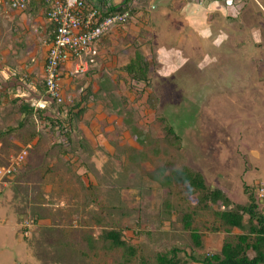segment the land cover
Segmentation results:
<instances>
[{"label": "rangeland", "instance_id": "rangeland-1", "mask_svg": "<svg viewBox=\"0 0 264 264\" xmlns=\"http://www.w3.org/2000/svg\"><path fill=\"white\" fill-rule=\"evenodd\" d=\"M206 13L200 31L206 38L195 33V19L180 16L183 23L177 26L173 23L180 19L172 22L170 10L164 19L157 17L163 32L155 28L151 33L154 45L167 51L188 46L182 52L187 57H163L164 52L148 45L136 49L150 63V85H135L120 70L134 57L138 46L132 43L130 58L117 67L116 84L100 88L120 107L108 109L107 104L102 113L69 119L68 103L50 101L43 114L48 119L30 115L17 130L11 113L0 123V169L29 145L15 172L0 176V264H118L119 254L104 251L103 240L88 248L87 236L106 227L105 219L96 222L92 213L99 212L98 203L112 205L108 227L122 228L125 239L155 264L157 252L188 242L177 212L167 213L161 204L162 197L173 201L186 193L184 183H162L174 168L200 171L208 184L241 200L246 197L243 177L258 196L264 184V0H229ZM181 29L182 35L177 32ZM183 60L187 64L178 72ZM134 87L143 88L135 93ZM58 122L70 128L69 144L61 142ZM139 131L146 141L137 143ZM88 133L99 139L87 138ZM108 142L117 144L110 146L113 157L104 152ZM159 172L163 174L154 177ZM202 239L205 250L213 253L223 235L205 232Z\"/></svg>", "mask_w": 264, "mask_h": 264}, {"label": "crops", "instance_id": "crops-1", "mask_svg": "<svg viewBox=\"0 0 264 264\" xmlns=\"http://www.w3.org/2000/svg\"><path fill=\"white\" fill-rule=\"evenodd\" d=\"M88 1L93 3L94 6L104 5L99 0ZM104 2L109 4L110 10L127 4L133 11L126 24L111 30L96 41L95 48L100 55V64H97L95 69L88 71V74L72 77L68 75V71L80 62L79 59L72 58L62 65L61 91L64 99L68 98L70 101H74L72 111L77 114L76 117L86 118L94 112L102 113L101 107L106 105L107 89L100 92V88L103 85L108 87V82L116 84L115 73L118 71L117 67L123 66L122 64L118 65L126 56L129 55L130 58L129 52L130 48H132L130 47L132 43L138 46L133 48V55L136 49L142 48L143 50L148 45L152 48L155 47L158 54L160 53L159 51L164 52L160 55L163 57H175V59L177 57L181 59L187 57V54H182V52L188 46L167 51L161 50V48L158 49L154 45V35H151V33L155 31V28L158 29L159 33L163 32V29H160V22L156 21L157 17L164 19L166 11L170 10L175 15V17L173 15L172 22L180 16H185L186 20L195 19L198 23L196 26L197 30H194L195 33L200 35V38H206L208 35H203L200 32L202 27L206 26V12L209 13L214 11V9H220L224 0H104ZM44 12L45 8L39 1H30L24 10H13L6 3L0 4V123L9 120L11 113H15L14 120L17 122L16 125L25 123V115L28 117L34 112L27 110V108L35 109L34 107L40 106L47 99L43 86V68L46 54L51 44L53 27L46 19ZM172 22L167 24L168 27L171 26ZM178 23L183 22L180 19V21H176L173 24L178 26ZM153 26L154 28L152 29L151 27ZM177 32L182 35L183 30L181 29ZM162 37L159 41L162 40ZM182 37L185 39L187 37L190 38L189 35ZM16 42L19 43L16 44ZM25 42H27V47ZM22 50H24L23 55L20 53ZM143 55L145 54L143 53ZM83 60L84 57H82L81 61ZM105 65L111 72L107 73L109 76L107 78H105L102 71V67ZM122 83H119L120 87H122ZM87 88H89L88 92ZM92 107H94V111ZM88 135L89 137L87 138L89 139H99L97 135L95 137L90 133ZM117 136L116 133L113 139ZM99 143H102V141ZM115 145L117 144L108 142V149H105L104 152L110 153L111 157H113V146ZM110 146L113 149H110ZM62 162L69 164V160L64 157H62ZM241 181L247 183L243 177Z\"/></svg>", "mask_w": 264, "mask_h": 264}, {"label": "trees", "instance_id": "trees-1", "mask_svg": "<svg viewBox=\"0 0 264 264\" xmlns=\"http://www.w3.org/2000/svg\"><path fill=\"white\" fill-rule=\"evenodd\" d=\"M39 2L44 6L46 12L47 4L42 1ZM224 2H226V0H224ZM125 8H129V6L125 4L123 8L120 9L119 7L117 10L121 11ZM114 10H116V8H112L110 11ZM132 11L133 10L130 9V17ZM128 21L124 22V24ZM48 22L54 28L53 23L50 21ZM99 57L100 55L97 51V54L94 57V63H90V69L88 68L84 74H88V71L93 70V68L95 69V66L100 64ZM185 63L186 61H184L182 65H178L179 68L176 66L178 72H180L181 69L183 70ZM120 70L123 71L126 77L128 76L131 80H134L135 85L136 83L142 82L149 85L151 83V75L153 72L150 71V63L138 50H135L134 57L129 60L128 63L121 66ZM102 71L104 74L111 73L109 72L107 65L102 67ZM43 86L45 91L44 80ZM142 88L135 89L134 87L133 91L136 93ZM88 89L89 88L86 89L87 92ZM80 92L82 93V91ZM106 96H108L106 99L108 109H111L113 105V108L121 106L120 103L109 99V95L106 94ZM51 102L56 103L55 101ZM49 103V99H46L43 107H34L35 109L27 108V110L34 111L32 116L37 115L38 118L48 119V117H43V114L47 113L48 108L51 106ZM62 103L69 104L67 109L69 119H71L72 116H77V114L72 111V108L74 107L73 100L71 102H57L58 105ZM59 110L61 109L59 108ZM26 117L27 115H25L24 119ZM23 125L24 123H18L15 128L19 130ZM58 127L61 131V142L64 143L65 140L66 144H69L70 128L65 127V123L63 122H58ZM136 130L137 129H135V131ZM171 132L172 131L169 129L170 134ZM33 135L34 131H31L30 137H33ZM146 138L147 136L142 131H139L136 135L137 143L146 141ZM128 148L131 147L129 146ZM135 151H137V148L132 150L133 155L131 154V157L135 156ZM14 172L15 171H12L4 176L8 177ZM162 174V172H159L154 177ZM162 178V183L165 185L174 181L176 183H184L186 186V193L184 196L180 197L179 200L172 201L167 199V197H164L165 199L162 197L161 204H164L165 212H177V218L182 222L181 228L182 231L185 232L188 242L185 243L184 247L172 246L167 251L157 252L155 255V264H264V206L261 204V201H263L264 198L257 196L255 190L250 188L251 186L244 183L246 197L245 200H241L240 195L234 193L231 194L226 190L224 191L223 188L218 187L217 185L214 186L215 184H208L202 172L195 171L186 166L174 168L170 175L166 177L163 176ZM254 184L256 188L257 183L255 182ZM192 195H194V199L190 198ZM98 208L99 212H93L92 210L95 221H100L99 223H102L101 221L105 219L106 227H103L104 229L99 235L89 234L90 236H87V243L89 244L88 248L91 249V247H94V242L103 240L104 244L101 248L104 247V251L111 250L113 251L112 253L119 254L120 260L117 262L118 264H149L148 257L142 255L139 251V247L131 244L125 239L122 228L111 227L110 224L108 227L107 223L109 222H107V215H109L108 210L112 208V205L102 207L98 203ZM202 215L208 216V220L198 219ZM26 224L27 223L20 228L22 233L24 231L26 232ZM135 224L138 225L139 220H136ZM160 228L163 230V227ZM137 232L138 231L135 230V233L132 236H137ZM205 232L221 233L223 235L221 244L216 252L212 253L205 250L203 244L204 241L202 239ZM198 251L199 253L196 254L195 252ZM179 252L185 253V256L180 257L178 255Z\"/></svg>", "mask_w": 264, "mask_h": 264}, {"label": "built area", "instance_id": "built-area-1", "mask_svg": "<svg viewBox=\"0 0 264 264\" xmlns=\"http://www.w3.org/2000/svg\"><path fill=\"white\" fill-rule=\"evenodd\" d=\"M11 9L24 10L29 1H42L47 4L45 17L53 23V33L44 63V85L49 99L63 102L60 79L61 67L70 59H79V63L68 71L75 77L86 73L90 63H94L97 54L95 43L103 35L123 25L130 18V8L110 11L104 0L103 6H94L88 0H4ZM229 3V0L226 1ZM90 3V4H89ZM123 7H120V9ZM84 57V60H82ZM43 106V104H41ZM29 145L22 147L10 166L0 169V176L15 171L24 160ZM258 196L264 198V184L258 189Z\"/></svg>", "mask_w": 264, "mask_h": 264}, {"label": "clouds", "instance_id": "clouds-1", "mask_svg": "<svg viewBox=\"0 0 264 264\" xmlns=\"http://www.w3.org/2000/svg\"><path fill=\"white\" fill-rule=\"evenodd\" d=\"M226 1H227V0H226ZM45 94H46V92H45ZM61 94H62V91H61ZM46 96H47V95H46ZM62 96H63V94H62ZM47 99H49V98H48V96H47ZM49 101H52V100H51V99H49ZM63 101H64V98H63ZM56 103H57V102H56ZM41 104H43V106H44V104H45V101H43V103H41ZM43 106H41V105H40V106H38V107H43Z\"/></svg>", "mask_w": 264, "mask_h": 264}]
</instances>
